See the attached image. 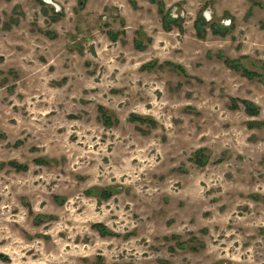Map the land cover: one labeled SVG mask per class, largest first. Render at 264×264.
I'll list each match as a JSON object with an SVG mask.
<instances>
[{
	"label": "rangeland",
	"instance_id": "1",
	"mask_svg": "<svg viewBox=\"0 0 264 264\" xmlns=\"http://www.w3.org/2000/svg\"><path fill=\"white\" fill-rule=\"evenodd\" d=\"M162 1L0 0V264H264V0Z\"/></svg>",
	"mask_w": 264,
	"mask_h": 264
},
{
	"label": "trees",
	"instance_id": "2",
	"mask_svg": "<svg viewBox=\"0 0 264 264\" xmlns=\"http://www.w3.org/2000/svg\"><path fill=\"white\" fill-rule=\"evenodd\" d=\"M151 1L156 2L158 4L159 12L163 14V23H164V28L166 30H171L174 24H177L179 26L178 19L175 17H172L170 11H167L166 13H164L165 12V3L162 0H151ZM206 24H208V22L201 16H200V18H198L196 20L195 26L197 28L199 37H204L203 33H205V25ZM263 26H264V22H263ZM231 27L232 26L227 27V26H220V25H212V31L214 34H218L220 36H226L227 34H229V29ZM113 38H115V36H113ZM136 46L139 48H142L143 45L141 44V42L136 41ZM218 57L222 58L224 63L230 69L234 70L235 72H239V73H241V75L246 76L247 78H250V79L260 77L262 80H264V64L261 65V69L263 70V72L259 73L257 70H254V69L248 67V65L243 63L240 58H231L228 56H224L223 53H219ZM153 64L154 63H149V64H147V66H152ZM164 64L173 65L180 72H182L184 75H186L185 68L182 65L173 64L169 61H167ZM232 101H233L234 107H238L239 102H241L245 108L246 113L249 116H252V117L258 116L261 112L260 106L251 100L233 98ZM99 112H100V117L102 119L103 124L111 126V125L117 124L119 122V120L116 117L114 118L113 115L110 114L109 110L104 105L99 106ZM130 120L132 122H139V123H144V122H149V121L152 123L154 122V119L150 116H145V115H140V114H135V113L130 115ZM249 126L262 127V126H264V121L253 120V121L249 122ZM192 159L196 164H198L200 166L206 165L209 161L207 149L206 148L198 149L195 152ZM43 160L44 159H40V160L37 159L36 161L42 162ZM9 165L14 167L18 171H26L28 169L27 164L20 163V162L15 161V160H11L9 162ZM99 189L100 188H98V187H93L89 190V192L90 193L98 192ZM100 190H101V194L102 195L104 194L106 197L112 195L114 192L113 188H111V187L100 189ZM94 226L96 228H98V230L102 234H110L111 233L107 229V227L102 223H96Z\"/></svg>",
	"mask_w": 264,
	"mask_h": 264
}]
</instances>
